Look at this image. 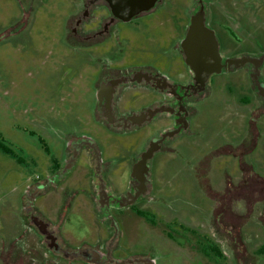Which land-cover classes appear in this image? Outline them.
<instances>
[{
  "label": "rangeland",
  "instance_id": "374dc122",
  "mask_svg": "<svg viewBox=\"0 0 264 264\" xmlns=\"http://www.w3.org/2000/svg\"><path fill=\"white\" fill-rule=\"evenodd\" d=\"M184 1L167 10L171 0H164L150 13L118 21L123 44L122 48L113 44V59L120 60L114 63L102 46L84 48L66 41V24L78 9L76 0H0V254L26 230L23 210L29 184L45 176L53 162L65 160L72 136L95 141L103 159L111 162L114 179L125 177L126 165L152 133L148 129L114 132L95 119L96 70L103 62L125 66L168 55L172 32H165L167 19L185 22ZM211 3L216 18L231 23V35L221 33L224 50L234 49L240 40L264 48V0ZM210 82L215 85L196 102L193 133L174 136L167 142L170 150L153 156L150 201L136 203L121 221L120 243L126 254L147 256L153 264H264V200L255 202L250 216L253 200L240 197L243 206L238 209L233 198L221 203V196L240 184L242 168L232 153H220L219 148L247 137L249 125L255 123L257 146L243 160L263 186H255L254 191L253 186H241L233 194L264 198V111L251 113L255 94L242 70L214 73ZM135 106L131 102L126 109ZM80 186L76 182L69 190ZM50 197L52 212L58 200ZM78 202H73L63 229L74 244L91 240L90 234L103 225L91 218L86 201ZM222 213L234 229L228 230L231 244L220 248L223 255L218 256L207 231Z\"/></svg>",
  "mask_w": 264,
  "mask_h": 264
},
{
  "label": "flooded vegetation",
  "instance_id": "af4514ba",
  "mask_svg": "<svg viewBox=\"0 0 264 264\" xmlns=\"http://www.w3.org/2000/svg\"><path fill=\"white\" fill-rule=\"evenodd\" d=\"M76 2L77 13L66 24V41L70 45L84 48L102 46L108 52V57L113 59V44L116 43L119 48L123 44L116 23L124 20L113 15L106 0ZM163 3L164 0H156L149 10L135 17L150 13ZM177 3L178 0H171L167 10ZM184 3L187 12L185 22L180 18L167 19L170 29L167 27L165 32H172L167 40L170 46L168 55L166 52L156 62L134 61L125 66L103 62L96 70L92 83L96 93L95 119L114 132L148 129L152 133L142 150L126 165L129 169L125 177L118 181L114 179L112 164L103 159L95 141L83 135L72 136L65 149V160L61 163L53 162L52 169L45 176H37L29 184L23 210L26 230L14 237L9 246L1 251V264H56L60 261L69 264L72 261L91 264H153V260L147 256L126 254L120 243L123 235L121 221L136 203L150 201L153 196V156L157 151L170 150L167 142L174 136L193 133L197 121L196 102L215 85L210 82L214 73L203 81L197 78L185 62L181 45L191 16L201 8L204 11V25L214 31L218 40L222 65L216 74L242 70L247 74L255 94V105L251 113L264 111V48L259 50L255 43L246 44L240 40L234 49L224 50L221 33L231 35V23L216 18L215 11L210 7L211 0H186ZM221 9L222 15L227 13V10ZM99 53L102 54V51ZM238 57H250L251 60L236 64L233 59ZM97 61L101 62L98 56ZM118 61L113 59L114 63ZM131 102L137 106L127 110L126 106ZM247 133L248 136L237 143H227L219 148L222 150L220 153H232L242 168L240 184L221 196V203L233 198L238 209L243 206V199L253 200L248 214L250 216L255 202L264 198L241 196L238 192L233 194L241 186H253V191L255 186H263L253 175L251 166L243 160L244 155L257 146L259 131L255 123L249 125ZM151 149L152 154L149 153ZM76 182L81 185L79 189L69 190ZM68 190L71 193L69 196ZM51 195H55L58 200L57 208L52 212L49 211ZM79 196H83L82 200L89 205L91 218L98 219L103 225L94 229L90 234L93 237L91 240L83 238L74 244L69 241L68 233L63 229L73 202L77 203ZM223 213L218 220H214L212 230L207 231L211 239L209 242L215 245L214 251L218 256L223 255L220 248L225 250L231 244L228 230L234 229L225 221ZM261 213L264 214V209Z\"/></svg>",
  "mask_w": 264,
  "mask_h": 264
},
{
  "label": "water",
  "instance_id": "95a60500",
  "mask_svg": "<svg viewBox=\"0 0 264 264\" xmlns=\"http://www.w3.org/2000/svg\"><path fill=\"white\" fill-rule=\"evenodd\" d=\"M106 1L114 16L128 21L139 13L149 10L156 0ZM181 45L184 50L186 64L200 81L206 80L212 73L220 72L222 64L218 40L214 31L204 25V11L202 8L191 16L188 30ZM233 60L238 64L251 60V58L238 57ZM151 152L152 149L149 153ZM144 158L146 157L144 156Z\"/></svg>",
  "mask_w": 264,
  "mask_h": 264
},
{
  "label": "trees",
  "instance_id": "16d2710c",
  "mask_svg": "<svg viewBox=\"0 0 264 264\" xmlns=\"http://www.w3.org/2000/svg\"><path fill=\"white\" fill-rule=\"evenodd\" d=\"M4 148H6V150H8V147L5 146ZM261 250L264 251V246L262 247Z\"/></svg>",
  "mask_w": 264,
  "mask_h": 264
}]
</instances>
